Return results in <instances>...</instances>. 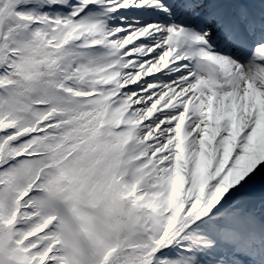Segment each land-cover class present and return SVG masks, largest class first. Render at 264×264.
Here are the masks:
<instances>
[{"label":"snow or ice","instance_id":"1","mask_svg":"<svg viewBox=\"0 0 264 264\" xmlns=\"http://www.w3.org/2000/svg\"><path fill=\"white\" fill-rule=\"evenodd\" d=\"M0 264H264V0H0Z\"/></svg>","mask_w":264,"mask_h":264}]
</instances>
